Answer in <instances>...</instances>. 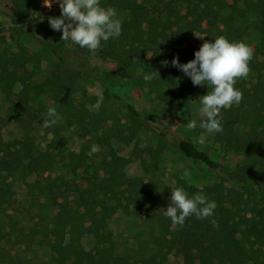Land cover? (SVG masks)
I'll list each match as a JSON object with an SVG mask.
<instances>
[{
  "label": "trees",
  "instance_id": "16d2710c",
  "mask_svg": "<svg viewBox=\"0 0 264 264\" xmlns=\"http://www.w3.org/2000/svg\"><path fill=\"white\" fill-rule=\"evenodd\" d=\"M15 2L21 15L25 6ZM109 6L116 9L122 31L116 38L101 41L100 54L110 55L140 86H148L168 110L176 104L186 106L193 98L200 102L212 90L206 84L194 85L172 66L173 58L181 64L195 58L203 44L194 43L196 33H206L207 41L225 36L246 44L251 30L258 33L251 61H259V68L236 81L234 87L243 98L238 105L221 110L218 119L223 131L215 133L219 142L245 161L229 168L192 139L181 138L180 151L213 170L219 180L200 188L179 179L178 186L190 197L201 194L215 201L217 207L213 217L193 215L183 225L173 224L164 215L171 196L148 189L144 177L130 171L138 162L151 174L161 159L158 148L140 145L143 132L150 129L149 120L131 102L125 116H118L110 105L112 97L118 96L102 79L103 102L98 111L92 110L97 95H87L81 78L70 73L74 68L62 45L31 34L21 17L13 18L39 48L30 51L21 45L9 52V60L0 49V95L6 102L0 125L14 123L24 132L23 137L0 140V264H36L35 259L13 252L33 245L47 252L42 264H114L117 257L122 264H172V254L181 264H264V0H107L104 7ZM50 55L57 59L56 69L40 81L42 62ZM151 73L157 74L146 82L144 75ZM45 92L52 94L53 103L36 107L37 97ZM50 106L60 119L44 128ZM38 129L54 135L45 149L37 148L33 132ZM68 136L81 141L78 151L65 148ZM115 143L134 147L125 156ZM93 144L100 151L89 156ZM91 160L96 166L86 185L68 177ZM56 171L61 173L52 176ZM13 176L25 187L30 206L23 212L14 208ZM124 198L127 203L122 202ZM132 205L137 215H146L152 224L141 238L140 252L118 254L108 232L110 222L119 211H132ZM26 217L38 220L35 227L28 226ZM212 219L218 227H213ZM99 233L109 235V244L88 248L85 238Z\"/></svg>",
  "mask_w": 264,
  "mask_h": 264
},
{
  "label": "rangeland",
  "instance_id": "374dc122",
  "mask_svg": "<svg viewBox=\"0 0 264 264\" xmlns=\"http://www.w3.org/2000/svg\"><path fill=\"white\" fill-rule=\"evenodd\" d=\"M16 0H0V49L6 54L5 58L10 59L9 52H15L23 45L30 51H35L39 48L36 41L30 39L25 34H22L19 25L14 23L13 18L21 17L24 22L25 30L40 38H45L54 43L62 45V52L69 58V65L74 69L70 72L72 75L79 76L84 82L87 95H94L97 92H104V86L99 79L105 80L111 84L113 90L118 97H112L110 105L118 116H125L128 111L127 102H131L134 106L149 120L150 129L143 132L140 145L141 148H147L153 145L160 150L161 159L158 167L153 173H147L140 163H134L131 167V173L141 175L147 184L148 189L155 190L164 196H171V189L179 187L178 180L183 179L189 184L204 188L207 185H212L219 180L217 174L203 165L201 162L186 157L178 148V142L181 138L192 139L200 148L206 150L215 160L229 168H235L245 161L243 155H237L227 145L219 142L215 133H207L205 129L199 127L203 117L199 109L202 106L199 101L192 99L186 106L176 104L173 109L168 110L165 104L161 102L156 93L144 85L140 86L136 79L118 62L108 55L102 56L99 52L100 47L95 51H90L87 48H81L73 42L61 40L62 30L56 31L49 24V17H59L61 9L57 0H52V6H45L44 0H19L25 9L20 14V9L17 7ZM107 0H100L101 6L104 7ZM206 33H196L194 43L200 45L207 41ZM259 41V35L254 30L250 31L247 37V44L256 49ZM57 59L50 55L42 62L38 79L40 81L50 77L56 69ZM259 61L249 62V67L252 73L259 68ZM111 75H110V74ZM87 95L81 93L82 98L88 100ZM53 103V97L50 92L42 93L35 101L36 107L48 106ZM4 104H6L3 96L0 95V114H4ZM195 119L197 127L194 130L187 128V123ZM59 121V120H58ZM37 148L45 149L47 144L52 140L53 133H48L44 129H38L33 132ZM24 132L21 131L14 123L8 125H0V140L7 141L14 137H23ZM65 148L70 151H78L81 146V141L69 137L64 142ZM118 153L128 156L130 155L134 144L125 145L115 143ZM145 156L148 162H151L149 155ZM4 160V158H2ZM94 160L89 161V165L79 169L75 174H69L78 183L87 184L89 178L96 166ZM60 170V169H59ZM61 171H56L52 176L60 174ZM13 183L14 208L23 212L28 208L29 202L25 199V187L21 180L13 176L10 179ZM229 185H237L233 182H228ZM127 203V199L122 200ZM135 206H131L130 212L119 211L111 220L109 233L115 243V249L118 254L128 252L132 255L140 252L142 247L141 238L149 232V225L146 215H137L134 211ZM136 210V209H135ZM134 211V212H133ZM30 216V214H26ZM27 218L28 226L35 227L37 219L34 221ZM186 222V221H185ZM155 224V223H154ZM156 225V224H155ZM157 228V226H155ZM107 232V233H108ZM95 234L86 237L85 245L91 248L97 244L107 243L108 234ZM110 238V237H109ZM109 244V243H107ZM11 245L9 244L8 247ZM13 252H20L27 258L35 259L36 264H42V259L46 258V250L33 245L32 247L21 246L15 248ZM172 264H181V259L175 254L171 255ZM114 264H122V260L118 257Z\"/></svg>",
  "mask_w": 264,
  "mask_h": 264
},
{
  "label": "clouds",
  "instance_id": "9594fccd",
  "mask_svg": "<svg viewBox=\"0 0 264 264\" xmlns=\"http://www.w3.org/2000/svg\"><path fill=\"white\" fill-rule=\"evenodd\" d=\"M61 9L59 17H49V24L56 31L62 30L61 40L71 41L81 48L95 52L101 41L107 42L121 34L122 23L117 18L115 8L101 6L100 0H57ZM47 7L52 6V0H44ZM253 48L243 41H229L225 36H218L214 41H205L194 59L187 63H179L173 58L172 66L179 68L191 78L194 85H207L211 91L201 97L199 112L203 117L199 127L207 133L223 131L221 119H218L222 109H228L233 104L238 105L243 94L234 85L240 78H247L250 72L249 62L253 58ZM167 66V61L162 62ZM157 73L145 74L144 80H152ZM97 101L92 110H99L103 102L102 92H97ZM60 116L55 107H49L43 127L48 128L56 124ZM197 127L195 119L187 123L189 130ZM100 151L99 145L93 144L88 153L92 156ZM172 194L164 215L173 224L183 225L186 218L193 215L197 219L213 217L217 207L215 201L207 200L201 194L189 196L182 187L171 189ZM213 227H218L215 219L210 220Z\"/></svg>",
  "mask_w": 264,
  "mask_h": 264
}]
</instances>
